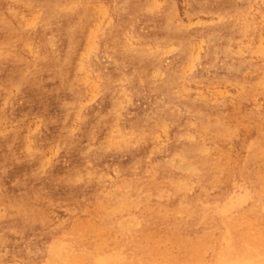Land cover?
<instances>
[{"label": "rangeland", "instance_id": "obj_1", "mask_svg": "<svg viewBox=\"0 0 264 264\" xmlns=\"http://www.w3.org/2000/svg\"><path fill=\"white\" fill-rule=\"evenodd\" d=\"M264 264V0H0V264Z\"/></svg>", "mask_w": 264, "mask_h": 264}, {"label": "bare ground", "instance_id": "obj_2", "mask_svg": "<svg viewBox=\"0 0 264 264\" xmlns=\"http://www.w3.org/2000/svg\"><path fill=\"white\" fill-rule=\"evenodd\" d=\"M99 264H106L107 262L103 258L97 260Z\"/></svg>", "mask_w": 264, "mask_h": 264}]
</instances>
